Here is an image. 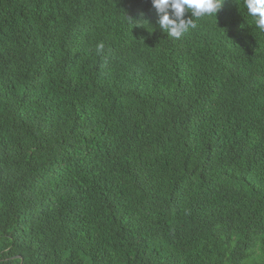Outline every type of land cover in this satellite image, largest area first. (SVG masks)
<instances>
[{
    "label": "trees",
    "instance_id": "16d2710c",
    "mask_svg": "<svg viewBox=\"0 0 264 264\" xmlns=\"http://www.w3.org/2000/svg\"><path fill=\"white\" fill-rule=\"evenodd\" d=\"M196 23L0 0V264H264V31Z\"/></svg>",
    "mask_w": 264,
    "mask_h": 264
},
{
    "label": "clouds",
    "instance_id": "9594fccd",
    "mask_svg": "<svg viewBox=\"0 0 264 264\" xmlns=\"http://www.w3.org/2000/svg\"><path fill=\"white\" fill-rule=\"evenodd\" d=\"M151 3L159 14L161 30L168 36L178 39L191 29H195L196 21L200 18H217L224 0H151ZM242 3L248 15L254 19L255 26L264 31V0H242ZM186 11L191 14L187 18ZM103 47V43H99L97 51Z\"/></svg>",
    "mask_w": 264,
    "mask_h": 264
}]
</instances>
